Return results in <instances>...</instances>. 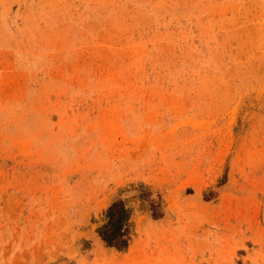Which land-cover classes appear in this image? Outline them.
Here are the masks:
<instances>
[{"label": "rangeland", "instance_id": "rangeland-1", "mask_svg": "<svg viewBox=\"0 0 264 264\" xmlns=\"http://www.w3.org/2000/svg\"><path fill=\"white\" fill-rule=\"evenodd\" d=\"M0 264H264V0H0Z\"/></svg>", "mask_w": 264, "mask_h": 264}, {"label": "trees", "instance_id": "trees-1", "mask_svg": "<svg viewBox=\"0 0 264 264\" xmlns=\"http://www.w3.org/2000/svg\"><path fill=\"white\" fill-rule=\"evenodd\" d=\"M107 221L99 227V233L106 243L117 249L129 245V209L123 200L113 202L106 210Z\"/></svg>", "mask_w": 264, "mask_h": 264}]
</instances>
